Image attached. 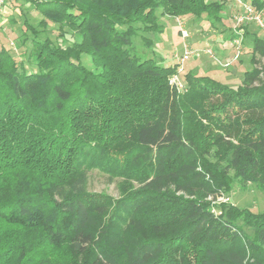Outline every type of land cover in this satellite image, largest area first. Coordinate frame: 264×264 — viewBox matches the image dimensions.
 <instances>
[{
	"label": "trees",
	"instance_id": "16d2710c",
	"mask_svg": "<svg viewBox=\"0 0 264 264\" xmlns=\"http://www.w3.org/2000/svg\"><path fill=\"white\" fill-rule=\"evenodd\" d=\"M25 1L21 58L0 45V264H264V212L220 199L264 189V36L238 86L189 70L181 90L136 24L220 22L223 1ZM98 165L118 197L89 189Z\"/></svg>",
	"mask_w": 264,
	"mask_h": 264
},
{
	"label": "rangeland",
	"instance_id": "374dc122",
	"mask_svg": "<svg viewBox=\"0 0 264 264\" xmlns=\"http://www.w3.org/2000/svg\"><path fill=\"white\" fill-rule=\"evenodd\" d=\"M221 1L224 9L223 19L220 22L212 21L204 15L199 17L162 14L158 9L159 30L145 31L142 23L136 24L140 27L139 33L133 36L137 52L146 57H156L158 62L166 65L180 62L185 50H189L192 53L190 58L180 65L182 67L180 72L177 68L178 73L175 74L183 77L182 75L190 70L198 74H208L231 86H238L243 80L244 71L253 68L254 36H264V30L254 20L237 24L236 17L243 12V4L252 5L263 14V17L264 8L258 7L252 0ZM5 6H8L9 10L2 11L0 15V45L5 44L10 47L11 51L21 58L22 48L19 46L21 40L19 37L25 28L23 23L28 19L34 25H38L40 14L25 0H7ZM49 29L53 41L61 43V38L57 35L58 28L50 26ZM148 40L150 43H145ZM28 45L30 46V43ZM82 60L86 66L97 70L89 54H83ZM24 61L28 69L37 70L32 60L24 59ZM120 179L117 176L111 179L109 173L102 170L99 165L88 171L90 190L105 191L115 197L120 195L118 187ZM220 199L264 212V189L260 190L254 184L242 186L241 183L235 182L229 198L222 196Z\"/></svg>",
	"mask_w": 264,
	"mask_h": 264
},
{
	"label": "built area",
	"instance_id": "2783aa9c",
	"mask_svg": "<svg viewBox=\"0 0 264 264\" xmlns=\"http://www.w3.org/2000/svg\"><path fill=\"white\" fill-rule=\"evenodd\" d=\"M6 1L7 0H0V15H1L4 7H5ZM243 8H244L243 12L236 17L237 18V24H240V23H242L244 21L248 22L249 20H254L264 30V17H263V14L258 12L256 10V8H254L252 5H249V4H246V5L243 4ZM182 29H184V28H182ZM185 32H187V31H185ZM208 52L212 53L210 50H208ZM191 54H192L191 51L185 50L184 54L180 58V62H177L178 69H179L178 72H180V70H182V67L180 65L184 61H186L188 58H190ZM170 82L172 84L177 85L178 88L181 89V90L186 87V82L183 79V77H180V76H178L175 73H174L173 76H171Z\"/></svg>",
	"mask_w": 264,
	"mask_h": 264
},
{
	"label": "crops",
	"instance_id": "0c3cea01",
	"mask_svg": "<svg viewBox=\"0 0 264 264\" xmlns=\"http://www.w3.org/2000/svg\"><path fill=\"white\" fill-rule=\"evenodd\" d=\"M6 10H9V9H8V6H5V7H4L3 12L6 11ZM3 12H2V13H3Z\"/></svg>",
	"mask_w": 264,
	"mask_h": 264
}]
</instances>
